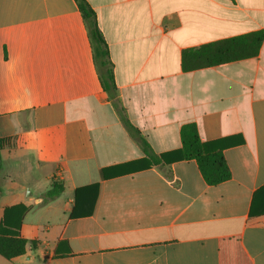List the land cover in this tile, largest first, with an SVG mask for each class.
Segmentation results:
<instances>
[{"label": "crops", "instance_id": "crops-1", "mask_svg": "<svg viewBox=\"0 0 264 264\" xmlns=\"http://www.w3.org/2000/svg\"><path fill=\"white\" fill-rule=\"evenodd\" d=\"M87 1L153 154L193 122L231 178L209 185L193 159L147 166L77 0H0V224L23 204L21 235L37 240L0 264H264V40L215 65L191 52L264 30V0Z\"/></svg>", "mask_w": 264, "mask_h": 264}, {"label": "trees", "instance_id": "trees-1", "mask_svg": "<svg viewBox=\"0 0 264 264\" xmlns=\"http://www.w3.org/2000/svg\"><path fill=\"white\" fill-rule=\"evenodd\" d=\"M77 2L87 25L95 65L103 88L108 93L127 130L146 152L147 166L170 164L174 161L193 159L197 162L205 181L209 185H216L230 179L232 173L223 152L202 141L197 125L193 122L186 123L181 128V148L162 154H153L148 141L141 131L133 125L117 95L116 83L109 58V49L98 27L95 10L87 0H77ZM263 40L264 30H257L206 44L196 50L191 49V52L194 55H198L199 58L203 59L204 57L207 60L202 62L203 66L215 65L257 55ZM189 52L185 53L183 59L187 68L190 67L188 65ZM2 147L3 141L0 137V166ZM63 190L64 185L54 180L52 187L46 192L47 200L61 195ZM25 211L26 206L23 204H16L5 208L3 220L0 224V254L5 258L11 259L25 254L27 244H29L31 249L37 248L36 239H27L21 235Z\"/></svg>", "mask_w": 264, "mask_h": 264}]
</instances>
